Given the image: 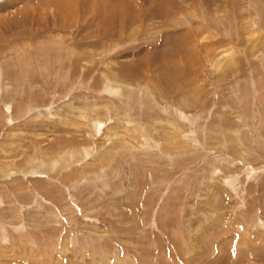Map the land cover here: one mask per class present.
Masks as SVG:
<instances>
[{
	"label": "rangeland",
	"instance_id": "1",
	"mask_svg": "<svg viewBox=\"0 0 264 264\" xmlns=\"http://www.w3.org/2000/svg\"><path fill=\"white\" fill-rule=\"evenodd\" d=\"M0 264H264V0H0Z\"/></svg>",
	"mask_w": 264,
	"mask_h": 264
},
{
	"label": "bare ground",
	"instance_id": "2",
	"mask_svg": "<svg viewBox=\"0 0 264 264\" xmlns=\"http://www.w3.org/2000/svg\"><path fill=\"white\" fill-rule=\"evenodd\" d=\"M161 5V4H160ZM156 8V7H155ZM124 21V20H123ZM122 23V22H121ZM126 23V22H125ZM128 23V22H127ZM124 24V23H123ZM123 24H121V25H123ZM124 26V25H123ZM180 46V45H179ZM177 48V47H176ZM181 51V50H180ZM167 57V56H166ZM154 59V58H153ZM165 73V72H164ZM163 72L161 73V80H162V82L163 83H166V90H172L173 91V87H172V85L171 84H167V82H164V78H165V74H164ZM167 76V75H166ZM172 80V79H171ZM168 81V80H167ZM175 86V85H174ZM174 90H175V88H174Z\"/></svg>",
	"mask_w": 264,
	"mask_h": 264
}]
</instances>
